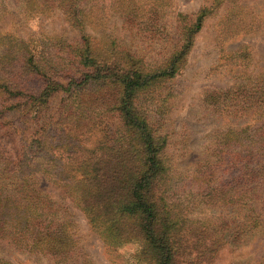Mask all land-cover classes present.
Wrapping results in <instances>:
<instances>
[{
    "label": "rangeland",
    "instance_id": "rangeland-1",
    "mask_svg": "<svg viewBox=\"0 0 264 264\" xmlns=\"http://www.w3.org/2000/svg\"><path fill=\"white\" fill-rule=\"evenodd\" d=\"M68 1L0 0V144L14 149L22 131L29 141L32 130L39 136L48 122L59 128L66 107L75 110L80 130L106 124L108 133L128 132L119 112L111 109L113 86L87 82L90 90L67 97L75 88L72 83L68 93L59 89L44 102L47 107L38 118L29 109L33 103L19 107L23 97L8 93L2 84L14 91L40 89L39 78L28 72L27 54H35L41 66L49 62L57 74L79 79L76 53L82 34L91 35L100 42L116 40L154 70L205 12L174 74L136 92L134 105L165 167L159 173L161 189L179 204L184 223L192 225V262L264 264V172L249 175L242 165L248 156L251 165L258 167L257 161L264 171V112L258 103L264 83V0H156L158 10H149L145 21L147 10L129 9V0H116L113 9L85 10L79 25L71 19ZM130 133L139 140L138 131ZM100 136L97 129L88 131L87 147H95ZM37 174L36 187L67 210L72 241L67 260L59 263L57 257L30 252L9 237H0V258L8 264H146L144 256L151 252L140 238L132 235L113 244L67 188ZM241 183L250 190L239 187L236 195Z\"/></svg>",
    "mask_w": 264,
    "mask_h": 264
},
{
    "label": "trees",
    "instance_id": "trees-1",
    "mask_svg": "<svg viewBox=\"0 0 264 264\" xmlns=\"http://www.w3.org/2000/svg\"><path fill=\"white\" fill-rule=\"evenodd\" d=\"M115 1L69 0L67 7L73 15L71 19L79 25L86 17L85 10L91 13L100 7L105 8V5L113 9L116 8ZM155 1L129 0V9L147 10L143 14L145 21L149 19V10H158L159 4ZM204 15L205 12H200L186 27L183 43L154 70L145 68L134 51L116 40L100 42L91 35L82 34V44L76 53L79 79L72 74H57L52 65L51 70L49 62H45L46 67L41 66L35 60V54H27L28 72L39 78L40 89L32 91L21 87L14 91L10 84H2L8 93L23 97V101L17 103L19 107L33 103L28 107L32 108L33 117L38 118L41 109L47 107L44 102L48 103L61 90L63 94L68 93L67 87L72 83L75 88L67 97L74 92L77 96L83 90H90V87H85L87 82L99 88L113 86L115 93L111 109L119 112L128 132L117 129L108 133L104 130L106 124L103 127L92 125L87 130L97 129L101 136L95 147H87L88 131L79 129L75 110L66 107L58 122L59 128L48 122L39 136L33 129L29 141L22 131L21 143L18 141L14 149L0 144L1 238L9 237L30 252L57 257L59 263L67 260L68 245L72 242L68 231L70 223L66 224L67 210L54 203L48 192L36 187L37 173H40L67 188L92 224L113 244L132 235L140 238L146 252H151L148 258L144 256L146 264H194L196 244L192 225L184 223L179 204L169 198L167 189H161L164 181H161L159 173L165 167L159 153H155L157 147L153 144L151 130L144 118L137 114L134 96L136 92L174 74ZM122 54L126 58L120 57ZM61 79L69 82L64 85ZM259 93L257 101L264 112V83ZM29 109L26 107L24 111ZM130 131L135 135L138 131L139 140ZM56 153L60 156L55 157ZM245 158L242 165L249 175L256 171L264 172L262 164L254 161L258 166L254 167L250 157ZM239 187L250 190L241 183L235 186L236 195ZM8 263L0 258V264Z\"/></svg>",
    "mask_w": 264,
    "mask_h": 264
}]
</instances>
